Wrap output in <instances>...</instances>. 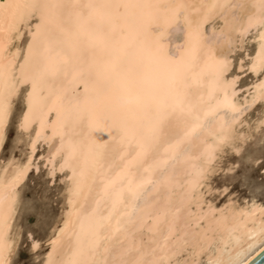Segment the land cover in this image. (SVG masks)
Listing matches in <instances>:
<instances>
[{
    "label": "snow or ice",
    "instance_id": "obj_1",
    "mask_svg": "<svg viewBox=\"0 0 264 264\" xmlns=\"http://www.w3.org/2000/svg\"><path fill=\"white\" fill-rule=\"evenodd\" d=\"M257 248L264 0H0V264Z\"/></svg>",
    "mask_w": 264,
    "mask_h": 264
},
{
    "label": "bare ground",
    "instance_id": "obj_2",
    "mask_svg": "<svg viewBox=\"0 0 264 264\" xmlns=\"http://www.w3.org/2000/svg\"><path fill=\"white\" fill-rule=\"evenodd\" d=\"M107 132V129L104 128L103 125H100L97 129L94 130V138L100 139L105 133ZM262 250L260 248H257L255 251L252 252V254L248 257V261H252L259 253H261Z\"/></svg>",
    "mask_w": 264,
    "mask_h": 264
},
{
    "label": "water",
    "instance_id": "obj_3",
    "mask_svg": "<svg viewBox=\"0 0 264 264\" xmlns=\"http://www.w3.org/2000/svg\"><path fill=\"white\" fill-rule=\"evenodd\" d=\"M249 264H264V251L259 253Z\"/></svg>",
    "mask_w": 264,
    "mask_h": 264
}]
</instances>
